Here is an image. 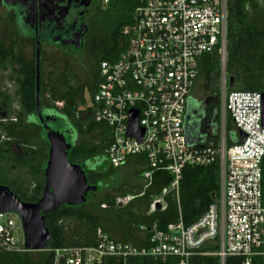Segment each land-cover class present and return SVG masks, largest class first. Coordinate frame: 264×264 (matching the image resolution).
I'll return each instance as SVG.
<instances>
[{
  "label": "built area",
  "instance_id": "1",
  "mask_svg": "<svg viewBox=\"0 0 264 264\" xmlns=\"http://www.w3.org/2000/svg\"><path fill=\"white\" fill-rule=\"evenodd\" d=\"M107 0H104L106 3ZM228 0H137L133 24L124 27L128 45L118 59L102 61L95 93L80 109H90L95 123L105 125L111 144L103 156L118 168L143 155V190L156 172L169 184L151 202L149 214L166 209L165 197L178 202L186 167L218 164L219 191L206 212L189 225L181 216L160 230L149 229V245L135 247L98 231L95 246L53 250L54 264H103L106 258L151 257L189 264L195 256L242 258L241 264H264V126L259 92L228 91L225 69ZM217 51L220 57L217 143L189 142L185 133L188 98L199 74V58ZM61 105V103H58ZM137 113L139 140L127 136L131 113ZM236 141L228 146V124ZM244 140H241V135ZM136 196H117L102 208L124 207ZM159 206V208H158ZM11 213L0 214V249L27 251ZM145 230L144 226H140ZM213 247L214 250H204Z\"/></svg>",
  "mask_w": 264,
  "mask_h": 264
},
{
  "label": "trees",
  "instance_id": "2",
  "mask_svg": "<svg viewBox=\"0 0 264 264\" xmlns=\"http://www.w3.org/2000/svg\"><path fill=\"white\" fill-rule=\"evenodd\" d=\"M101 5L104 9L98 14V28L92 37L95 46V74L92 81L87 85L73 86L70 84V77L62 72L50 80V84H44L40 57L39 90L41 112L43 113V109L49 111L47 115L56 119L55 122H50V126L64 133L67 143L71 145L68 160L83 167L88 185H96L101 194L88 192L84 204L64 205L49 212L45 216V227L50 234L46 249L24 252L0 249V264H54L53 250L95 246L98 231L111 238L116 235L118 242L135 245L133 233L135 228L140 229V226H144V231L148 233L145 245L147 247L149 229L153 223L156 222L158 228L164 230L169 223L177 222L181 216L187 226L202 216L217 197L218 164L184 168L179 184L178 202L175 197H167V207L164 211L147 214L153 197L169 184L170 176L166 172L154 173L152 184L146 190L139 187L135 192V185L129 188L130 182L127 186L123 184L125 188L116 187L115 194L102 190L106 187L103 181L114 179L116 172L123 165H131L132 179H135L140 178L141 173L147 169V164L144 156L139 155L129 157L126 163L118 168L109 166L103 156L104 150L112 140L109 128L95 123L90 109H80L86 105L84 94L88 93L91 97L101 80L100 63L115 62L127 47L128 36L123 35L122 30L133 24L137 0H107L106 3L102 0ZM99 29L100 36L96 34ZM19 46L18 35L13 30H10L6 37L0 32V64L5 61L16 62L15 72L18 75L17 84L22 108L16 122L10 126L0 124V139H4L0 140V159L10 160L20 171H24L31 179V187L25 189L18 186L16 181L9 184L2 180L0 185L8 187L21 201L36 203L43 193V169L47 161L48 143L35 118V50L33 59L28 61ZM225 52L226 74L233 79V87L228 88V91L264 92V0H228ZM219 74L220 57L217 51L203 54L199 58V74L193 88L194 91L200 85L201 96L194 97L192 92L186 106L185 133L189 142L203 141L211 145L217 143ZM58 103H61V107L57 106ZM228 131L229 146L236 141V134L230 122ZM72 134H76L75 141H71L69 137ZM89 136L95 142L87 140ZM79 138L82 139L78 141ZM141 159L142 163H139ZM88 164L93 170L88 169ZM118 192L121 195L131 194L136 197L124 207H101L102 204L113 203ZM208 249L215 248L204 250ZM241 262L242 258L228 257L224 264ZM176 263L175 258L162 261L151 257H130L125 261L120 258H106L103 264ZM190 263L219 264V259L216 256H199L191 258ZM253 264H262V259L255 258Z\"/></svg>",
  "mask_w": 264,
  "mask_h": 264
},
{
  "label": "water",
  "instance_id": "3",
  "mask_svg": "<svg viewBox=\"0 0 264 264\" xmlns=\"http://www.w3.org/2000/svg\"><path fill=\"white\" fill-rule=\"evenodd\" d=\"M40 57L41 48L35 42V118L44 132L48 143V155L43 169L44 187L41 198L36 203L21 201L10 189L0 185V214L15 213L19 219L24 246L26 250L44 251L50 240L45 227V216L64 205L78 206L87 200L91 191L83 167L68 160L71 145L67 143L64 133L53 129L50 122H55L51 115H44L40 108ZM228 87H233V79L228 78ZM262 95V124L264 126V92ZM137 113L132 112L127 136L138 138L142 133L137 129ZM241 140L244 135L241 133ZM159 208V206H158Z\"/></svg>",
  "mask_w": 264,
  "mask_h": 264
},
{
  "label": "rangeland",
  "instance_id": "4",
  "mask_svg": "<svg viewBox=\"0 0 264 264\" xmlns=\"http://www.w3.org/2000/svg\"><path fill=\"white\" fill-rule=\"evenodd\" d=\"M102 0H100L101 3ZM5 13L2 9H0V32L6 37L10 30H13L11 25L5 19ZM98 15L93 20V23L98 28ZM94 30V33L96 31ZM97 35L100 36L101 30H97ZM2 35V34H1ZM93 37V35H92ZM19 47L23 52V55L28 61L33 59V47L32 43L28 40H20ZM94 41H90L89 45L85 47L84 50L78 53H68L66 51H60V49L50 50L47 46H44V54L41 56V67L43 72V83L50 84L52 79L57 77V75L66 74L70 77V84L73 86L76 85H87L89 84L95 74V57L93 56L94 50ZM55 60V61H54ZM55 62L56 67L54 68L53 62ZM15 61H5L0 64V124L4 126H10L12 123L16 122L17 115L22 112V108L20 105V95L18 91V75L15 72L16 68ZM68 78V77H67ZM201 86L198 85L193 91V96L198 97L200 95ZM218 92H219V81H218ZM201 96V95H200ZM85 100L88 102L90 100V96L88 93L84 94ZM57 106L61 107V105L57 104ZM43 114L47 115L48 110L43 109ZM27 118L24 119L26 122ZM10 123V124H9ZM71 141H75L76 134H72L69 136ZM82 138H79L80 141ZM89 141H93L94 139L89 136L86 138ZM1 141L4 140L2 137ZM95 142V141H93ZM14 146V145H13ZM13 149V148H12ZM15 149V148H14ZM107 166V165H106ZM106 168V167H105ZM88 169L93 170L90 164H88ZM98 171L100 169H97ZM133 178L132 169L130 164H125L116 172L115 178L110 180L106 179L103 181L104 191H107L111 194H115L114 189L116 187H121L124 185L127 186V183L130 182L129 188L134 186L140 179L137 177ZM0 180L3 182L9 183L12 181H16L17 185L21 188L29 189L31 186V179L24 172L20 171L12 161L8 159H0ZM91 191L93 193H100L101 190L98 189L96 185L91 186ZM125 188V186H123ZM117 196H123L121 194L116 193ZM131 195V194H127ZM89 199V196H88ZM10 217L16 221L17 228L20 229V222L15 213H11L5 215V218ZM21 233V229L18 231Z\"/></svg>",
  "mask_w": 264,
  "mask_h": 264
},
{
  "label": "flooded vegetation",
  "instance_id": "5",
  "mask_svg": "<svg viewBox=\"0 0 264 264\" xmlns=\"http://www.w3.org/2000/svg\"><path fill=\"white\" fill-rule=\"evenodd\" d=\"M0 9L19 41H30L33 50L38 41L43 55L44 46L68 53L84 50L96 29L93 20L104 7L100 0H0Z\"/></svg>",
  "mask_w": 264,
  "mask_h": 264
},
{
  "label": "crops",
  "instance_id": "6",
  "mask_svg": "<svg viewBox=\"0 0 264 264\" xmlns=\"http://www.w3.org/2000/svg\"><path fill=\"white\" fill-rule=\"evenodd\" d=\"M144 162V161H143ZM139 163H142V159L140 160V162ZM135 165H136V161H135ZM140 180L137 182V183H135V192H137L138 190H139V187H141L142 189H143V181H142V179H141V177L139 178ZM150 188V187H149ZM142 195V194H141ZM159 195V194H158ZM140 196V195H139ZM157 196V195H156ZM156 196H154L153 197V200L155 199V197ZM167 197H171V198H173L174 197V195L173 194H169V195H167L166 197H165V201H166V207H167ZM152 200V201H153ZM178 211H179V213H180V209L178 208ZM147 214H149V209H148V211H147ZM134 237H133V239H134V243H135V247H145V245L147 244V241H148V233L146 232V231H144V230H141V229H138V228H135V231H134ZM115 238V239H114ZM114 238H112L113 240H115V241H117L119 238L116 236V235H114ZM117 239V240H116ZM131 244V243H130ZM133 245V244H132ZM209 248V247H208ZM209 250V249H208ZM195 257H199V256H195ZM193 258V257H192ZM191 260V259H190ZM189 264H191L190 263V261H189Z\"/></svg>",
  "mask_w": 264,
  "mask_h": 264
}]
</instances>
